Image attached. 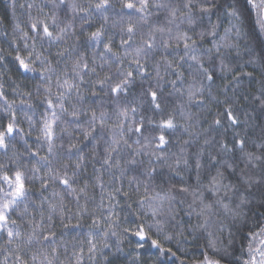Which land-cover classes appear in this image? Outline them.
Wrapping results in <instances>:
<instances>
[{
	"label": "snow or ice",
	"instance_id": "snow-or-ice-1",
	"mask_svg": "<svg viewBox=\"0 0 264 264\" xmlns=\"http://www.w3.org/2000/svg\"><path fill=\"white\" fill-rule=\"evenodd\" d=\"M8 7L0 264H84L85 248L91 264H113L130 237L129 264H142L149 241L179 264H264V0ZM37 77L33 90L25 81ZM121 199L138 206L134 225L121 227ZM85 220L69 256L57 221L75 230Z\"/></svg>",
	"mask_w": 264,
	"mask_h": 264
},
{
	"label": "trees",
	"instance_id": "trees-1",
	"mask_svg": "<svg viewBox=\"0 0 264 264\" xmlns=\"http://www.w3.org/2000/svg\"><path fill=\"white\" fill-rule=\"evenodd\" d=\"M25 2H30V0H18V3H25ZM10 3H11V0H0V17L6 16V18L4 20L0 21V47H3L5 49H8V42L13 39V23L16 19V17L12 16L11 10L8 7L10 5ZM33 14H35V13H33ZM16 16L19 18V21L22 23L27 19L26 15L22 14V10H20V9H17ZM95 26H97V25H94L93 28L89 29V31L94 30ZM4 32H7V34H8L7 37H5L3 35ZM117 44H118V39H117ZM21 47H22V44H21ZM51 51L53 53H55L56 48L53 47L51 49ZM45 54H47V53H45ZM9 67H13L11 65V63L9 64ZM8 75L12 79L16 80L17 82L24 80V77L20 76L19 74H17L15 72L14 67H13V70L8 73ZM27 75L31 76L33 74H27ZM5 80L7 81L6 88H7L8 94H9V99L11 100V99L15 98V99H17V103H18L19 98L13 97V95L11 94V88L9 87V85L11 84V80H8L7 77H5ZM37 82H38V77H37V79H30V80L25 81V83H27L29 85V87L32 88L33 90H34V86ZM137 91H138V89H137ZM33 103L37 104V108L35 110L37 112V116H39V113L42 110L39 107V102L34 100ZM194 111H195V109H194ZM210 120H211V117H209V121ZM24 127L27 128L26 123L24 124ZM204 127L207 128L208 125L205 124ZM176 135L178 136L179 133H177ZM228 135L230 137L231 132H229ZM34 138H35V133H33V136L31 138H29V142L32 143ZM173 139H175V137H173ZM18 147L20 148L21 151H23L22 145H18ZM33 147H35V145H33ZM66 147H67V144L65 143V148ZM85 152H87V149H85ZM41 154H43V153H41ZM3 159H4L3 157H0V160H3ZM89 170H91V168H89ZM125 187L127 188V185H125ZM35 188L36 189L39 188L38 182H37ZM97 198H98V196H97ZM129 203H131V201H125V200L121 199L120 204L115 209L116 213L119 215V223H120L121 227L128 226V225H134L137 222L136 211H137L138 206L133 203L132 207L129 208L128 207ZM72 223L75 224L76 221L73 220ZM90 223H91L90 220H85V221H82V224H83L82 228L75 229V230H65L59 225V222L57 221V226H56L55 230H56L58 236L61 232H67V236L65 238L69 241V252H68L69 256H71V253H72L71 241H72L73 237L76 236L77 233H83L86 235V233L88 231V225ZM118 231H119V229H118ZM129 239L131 240V245H129V243L127 241L124 243V245H123L124 251L120 254V257L118 260L113 261V264H129L130 259L135 256V252L133 251V249L135 248V245L138 241V238L130 237ZM115 242H116V237H112L110 240V243L115 244ZM167 246H172L173 250H175L174 243H173V245H166V247ZM185 247H188L191 250L192 245L188 244V245H185ZM137 251H139L141 254L140 258H141L142 264H156L157 257H160L158 249L152 247L150 244V241L145 242L144 247L141 249H137ZM177 255L180 256L181 253H177ZM61 258L63 259L64 257L62 256ZM101 260H102V258L98 256L97 257V264H100ZM160 261L162 262V264H179V262L176 260L175 257H172L170 259L167 257H160ZM84 264H91V262L88 260L86 248H85V256H84Z\"/></svg>",
	"mask_w": 264,
	"mask_h": 264
}]
</instances>
